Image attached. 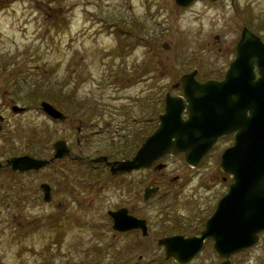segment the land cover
Returning a JSON list of instances; mask_svg holds the SVG:
<instances>
[{
	"label": "rangeland",
	"instance_id": "obj_1",
	"mask_svg": "<svg viewBox=\"0 0 264 264\" xmlns=\"http://www.w3.org/2000/svg\"><path fill=\"white\" fill-rule=\"evenodd\" d=\"M244 21L264 35V0H193L185 7L174 0H0V88L16 89L18 103L35 101V90L43 98L51 95L61 107L75 112V117H85L89 125L93 118L103 123L117 117L114 112L126 109L132 119L133 114L138 117L137 129L144 133L156 125L164 93L174 90L172 83L182 72L197 67L198 76L214 75L224 67L230 53L218 51L217 46L228 50ZM164 42L169 46L164 47ZM81 108L92 113L87 115ZM38 121L47 136L52 127L57 134L71 136L65 124L43 116L27 114L24 124L37 125ZM74 134L75 127L73 139ZM90 136L83 143L84 152L113 147L107 135L93 137L91 132ZM229 139L222 137L196 166L182 158L167 160L168 173L209 179L207 185L198 186L192 178L185 186L186 191L199 189L202 211L226 188L218 163ZM73 172L77 174L75 166ZM86 211L91 225L84 229L81 221H75L65 239L71 231L75 237L95 234L93 222L100 211ZM37 212L26 206L27 214ZM14 219L0 213V264H52L49 252H40L50 246L48 231L40 228L25 238H16L15 233L10 238ZM263 252L264 237L248 249L250 264H256ZM72 260L81 264L76 257Z\"/></svg>",
	"mask_w": 264,
	"mask_h": 264
},
{
	"label": "flooded vegetation",
	"instance_id": "obj_2",
	"mask_svg": "<svg viewBox=\"0 0 264 264\" xmlns=\"http://www.w3.org/2000/svg\"><path fill=\"white\" fill-rule=\"evenodd\" d=\"M243 25H247L245 21L228 50L217 46L218 51L230 53L224 67L218 68L219 72L214 75L205 76H198L199 69L194 67L197 68L196 79L220 80L224 77L230 61L235 57V43ZM214 38L218 41L219 34H214ZM172 87L174 90L165 91L164 99L167 92L184 96L180 77L172 83ZM17 93L16 89L0 88V175H4L0 181V213L2 217L7 214L15 218L10 238L13 233L16 238H25L34 230L46 229L50 235V246H43L40 252L44 255L49 252L52 264H77L72 260L75 257L81 264H250L248 249L264 237V229L258 232V239L253 244L226 253L215 247L214 236L205 233L202 237L209 216L233 181V175L220 167V159L218 165L226 188L203 211L198 206L202 199L199 189L188 187L186 191L185 186L192 178L198 186L207 185L209 179L202 175L186 176L165 171L168 158L184 160L183 152L167 153L149 165L113 172L115 160L132 157L155 129L164 105L157 114L156 125L143 133L137 129L138 117L133 114L132 119L126 109L114 112L117 117L103 123L93 118L89 125L85 117H75V112L69 107H61L59 100L51 95L43 98L35 90L32 93L35 101L18 103ZM66 99L68 101L69 96ZM42 100L49 101L64 116L55 117L47 113L41 108ZM80 111L87 115L92 113V109L81 108ZM104 113L102 111L99 115ZM27 114L63 123L69 128L64 126L71 136L57 134L54 127L50 129L51 135L47 136L45 129L41 131L39 121L37 125L27 126L24 124ZM182 115L186 117L188 110L184 109ZM73 127L75 139L72 136ZM87 128L93 130L86 133ZM91 132L93 137L109 136L114 148L84 152L87 148L83 143L91 139ZM234 133L218 136L212 148L224 136H230L225 147L232 144ZM23 136L26 140L21 139ZM16 156L21 159L13 161ZM35 159L45 162L34 166ZM74 166L77 174L73 172ZM94 175L96 177L92 178ZM26 206L39 212L27 214ZM89 208L100 211L98 220H91L96 226L95 234L75 237L71 231V236L65 239L75 221H81L84 229L88 228V223L91 225L86 211ZM263 254L256 264H264ZM58 257H61L60 262H56Z\"/></svg>",
	"mask_w": 264,
	"mask_h": 264
},
{
	"label": "water",
	"instance_id": "obj_3",
	"mask_svg": "<svg viewBox=\"0 0 264 264\" xmlns=\"http://www.w3.org/2000/svg\"><path fill=\"white\" fill-rule=\"evenodd\" d=\"M174 1L186 6L192 0ZM235 50L220 80L196 79L197 68L183 72L184 96L167 92L158 125L132 157L115 160L112 166L113 172H119L177 152L196 165L218 136L234 131V141L223 149L219 163L233 181L202 231V237L205 233L215 237L214 245L223 253L253 244L264 229V40L243 25ZM40 105L52 116H64L47 100ZM20 159L16 156L13 161ZM33 161L34 166L45 162Z\"/></svg>",
	"mask_w": 264,
	"mask_h": 264
},
{
	"label": "trees",
	"instance_id": "obj_4",
	"mask_svg": "<svg viewBox=\"0 0 264 264\" xmlns=\"http://www.w3.org/2000/svg\"><path fill=\"white\" fill-rule=\"evenodd\" d=\"M259 29L261 28L260 26L258 27ZM264 38V35H261Z\"/></svg>",
	"mask_w": 264,
	"mask_h": 264
}]
</instances>
